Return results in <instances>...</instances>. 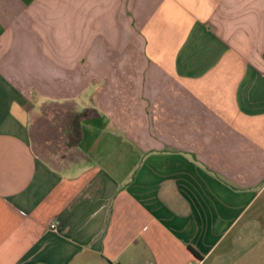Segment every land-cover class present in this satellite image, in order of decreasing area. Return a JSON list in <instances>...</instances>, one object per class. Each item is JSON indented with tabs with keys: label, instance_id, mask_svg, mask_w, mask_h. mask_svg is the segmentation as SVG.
<instances>
[{
	"label": "crops",
	"instance_id": "0c3cea01",
	"mask_svg": "<svg viewBox=\"0 0 264 264\" xmlns=\"http://www.w3.org/2000/svg\"><path fill=\"white\" fill-rule=\"evenodd\" d=\"M0 264H264V0H0Z\"/></svg>",
	"mask_w": 264,
	"mask_h": 264
},
{
	"label": "built area",
	"instance_id": "2783aa9c",
	"mask_svg": "<svg viewBox=\"0 0 264 264\" xmlns=\"http://www.w3.org/2000/svg\"><path fill=\"white\" fill-rule=\"evenodd\" d=\"M58 226H59V222L57 220H52L49 224V229L57 230Z\"/></svg>",
	"mask_w": 264,
	"mask_h": 264
}]
</instances>
